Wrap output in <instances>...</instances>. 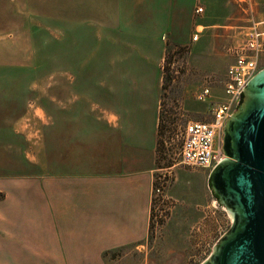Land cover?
<instances>
[{"label": "crops", "instance_id": "crops-1", "mask_svg": "<svg viewBox=\"0 0 264 264\" xmlns=\"http://www.w3.org/2000/svg\"><path fill=\"white\" fill-rule=\"evenodd\" d=\"M22 2L0 0V28L22 26ZM25 3L48 6L39 17L25 12V22H44L25 27L76 30L67 42L92 47L77 74V100L50 117L46 110L43 179L6 200L16 219L0 204L10 220L0 221V264H99L102 251L148 234L165 46L186 45L195 23L223 24L233 9L229 0ZM196 4L203 13L194 21Z\"/></svg>", "mask_w": 264, "mask_h": 264}, {"label": "rangeland", "instance_id": "rangeland-1", "mask_svg": "<svg viewBox=\"0 0 264 264\" xmlns=\"http://www.w3.org/2000/svg\"><path fill=\"white\" fill-rule=\"evenodd\" d=\"M21 1L22 26L0 28V204L14 219L16 212L6 200L22 198L21 190L43 179L46 110L50 117L60 113L62 103L68 107L77 100L84 84L77 74L92 47L67 42L76 30L25 27L44 24L25 22V12L35 15L48 6ZM238 2L248 7L252 19L264 15V0H229L233 10L227 22L206 25L193 43L165 46L158 62L162 83L148 234L136 243L102 251L99 264H200L230 226L231 218L210 191L207 173L196 168L195 178L192 168L179 163L175 132L187 119L210 120L209 104L193 94L205 80L212 81V97L220 94L228 62L224 47L238 39L240 26L251 18H241ZM10 8L4 5L5 17ZM4 24H10L7 18ZM0 221L10 224L1 211Z\"/></svg>", "mask_w": 264, "mask_h": 264}, {"label": "water", "instance_id": "water-1", "mask_svg": "<svg viewBox=\"0 0 264 264\" xmlns=\"http://www.w3.org/2000/svg\"><path fill=\"white\" fill-rule=\"evenodd\" d=\"M222 133L223 158L207 183L231 223L200 264H264V67L241 89Z\"/></svg>", "mask_w": 264, "mask_h": 264}, {"label": "built area", "instance_id": "built-area-1", "mask_svg": "<svg viewBox=\"0 0 264 264\" xmlns=\"http://www.w3.org/2000/svg\"><path fill=\"white\" fill-rule=\"evenodd\" d=\"M202 13L203 6L196 4L192 10L193 20ZM247 20L246 25L240 26L238 39L224 47L230 61L220 80V94L212 97L211 80H205L193 94L195 100L209 104L210 120L187 119L178 124L175 132V154L179 163L187 168L203 169L207 175L217 161L223 158L221 135L225 119L236 109L241 89L264 67V15ZM198 26L194 24L191 42L196 41L202 32ZM158 145L160 146L159 143ZM159 190L157 187L156 191Z\"/></svg>", "mask_w": 264, "mask_h": 264}, {"label": "trees", "instance_id": "trees-1", "mask_svg": "<svg viewBox=\"0 0 264 264\" xmlns=\"http://www.w3.org/2000/svg\"><path fill=\"white\" fill-rule=\"evenodd\" d=\"M157 133L159 134V125H158V128H157ZM214 195V194H213ZM214 197L216 198V196L214 195Z\"/></svg>", "mask_w": 264, "mask_h": 264}, {"label": "flooded vegetation", "instance_id": "flooded-vegetation-1", "mask_svg": "<svg viewBox=\"0 0 264 264\" xmlns=\"http://www.w3.org/2000/svg\"><path fill=\"white\" fill-rule=\"evenodd\" d=\"M222 136H223V133H222V135H221V142H222Z\"/></svg>", "mask_w": 264, "mask_h": 264}]
</instances>
